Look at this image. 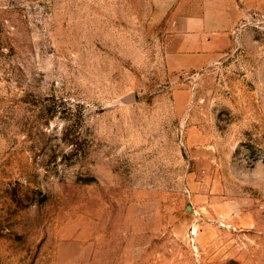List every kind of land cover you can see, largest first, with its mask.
<instances>
[{"label": "rangeland", "instance_id": "rangeland-1", "mask_svg": "<svg viewBox=\"0 0 264 264\" xmlns=\"http://www.w3.org/2000/svg\"><path fill=\"white\" fill-rule=\"evenodd\" d=\"M196 2L0 0V264H264V16L174 68Z\"/></svg>", "mask_w": 264, "mask_h": 264}, {"label": "crops", "instance_id": "crops-1", "mask_svg": "<svg viewBox=\"0 0 264 264\" xmlns=\"http://www.w3.org/2000/svg\"><path fill=\"white\" fill-rule=\"evenodd\" d=\"M198 13L181 27V36L196 38L178 49L174 68L200 67L218 51V38H232L238 22L250 13L264 16V0H197ZM201 3V4H200Z\"/></svg>", "mask_w": 264, "mask_h": 264}, {"label": "water", "instance_id": "water-1", "mask_svg": "<svg viewBox=\"0 0 264 264\" xmlns=\"http://www.w3.org/2000/svg\"><path fill=\"white\" fill-rule=\"evenodd\" d=\"M123 100L128 102L134 100V95L132 93L127 94L126 96L123 97Z\"/></svg>", "mask_w": 264, "mask_h": 264}]
</instances>
